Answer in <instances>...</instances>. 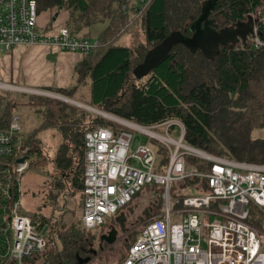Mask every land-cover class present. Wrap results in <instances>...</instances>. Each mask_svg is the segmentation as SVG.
Masks as SVG:
<instances>
[{
	"label": "trees",
	"instance_id": "obj_1",
	"mask_svg": "<svg viewBox=\"0 0 264 264\" xmlns=\"http://www.w3.org/2000/svg\"><path fill=\"white\" fill-rule=\"evenodd\" d=\"M34 1L38 15L49 11L54 17L66 12V27L74 37L88 40L89 28L107 21V27L96 38V46L76 66L74 86L43 91L72 99L80 86L89 84L90 105L111 116L145 128L178 121L188 146L229 161L264 166V139L252 137L254 131L264 128V45L256 49L249 40L233 50L221 48L213 60H207L200 52L191 54L178 45L148 76L139 81L133 77V70L145 54L172 32L187 29L201 16L203 4L209 0ZM253 14L258 17L257 27L264 44V0H215L208 18L222 27ZM134 28L143 33L144 42L128 47L118 45L123 35L134 34ZM19 105L36 111L42 118L40 128L50 126L63 131V139L68 138L69 129L76 128V122H81L71 116L73 108L59 100L38 96ZM11 109L9 103L1 112L0 130L7 128ZM101 119L95 120V128L114 127ZM30 141L35 142L33 136L23 140L27 159L30 154H40ZM156 154L161 171L168 157L163 149L156 150ZM187 161L197 166L199 172L210 167L196 158L188 157ZM15 163L13 158L0 159V181L8 184V200L3 201L0 191V206L9 207L20 200L19 183L12 174L10 178L2 174ZM147 188L151 187H144L133 200ZM177 188L197 194L206 192L204 182L196 178L174 184L173 193ZM176 197L174 193L173 198ZM158 207L157 213L161 203ZM21 213L47 239L46 248L24 264H79L92 250L93 242L81 219L53 229L48 219L23 210ZM124 259L125 254L120 264Z\"/></svg>",
	"mask_w": 264,
	"mask_h": 264
},
{
	"label": "built area",
	"instance_id": "obj_2",
	"mask_svg": "<svg viewBox=\"0 0 264 264\" xmlns=\"http://www.w3.org/2000/svg\"><path fill=\"white\" fill-rule=\"evenodd\" d=\"M38 16L34 0H0V53L42 46L85 57L96 46V41L72 36L66 27L40 31ZM261 21L264 26V18ZM259 34L255 26L249 40L256 49L264 45ZM0 90L22 91L1 81ZM117 119L113 128L96 127L83 134L81 221L87 231L98 229L127 207L144 187L156 186L161 190V210L140 229L121 264H264V231L248 222L250 205L264 209V166L229 161L188 146L178 121L145 128ZM19 121L12 114L7 128L0 130V159L16 160L2 174L6 178L12 174L20 188L29 165ZM129 129L165 148L168 160L161 171L149 145L132 151ZM152 129H164V135ZM188 157L209 163V169L199 172ZM193 178L204 182L206 192L183 196L179 188L174 199L171 187ZM4 182L0 181V191L6 202ZM21 211L20 200L0 206V264H24L46 248L44 232Z\"/></svg>",
	"mask_w": 264,
	"mask_h": 264
},
{
	"label": "crops",
	"instance_id": "obj_3",
	"mask_svg": "<svg viewBox=\"0 0 264 264\" xmlns=\"http://www.w3.org/2000/svg\"><path fill=\"white\" fill-rule=\"evenodd\" d=\"M50 14L51 12L46 11L38 16V29L40 31L51 32L66 27L68 20L66 12L58 14L54 21L52 17H43V15L51 16ZM41 16L44 18V24L39 23ZM83 58L84 56L78 53L60 52L49 47L19 46L12 49L8 54L0 53V81L5 85L22 89V91L16 92H21L24 95H38L37 92H45L43 90L48 88H70L71 84L74 83V70ZM1 106L2 103L0 104V114L4 110L1 109ZM12 114L14 113L12 112ZM76 123V128H71L66 132L68 138H62L58 145L52 144V142L63 131L59 132L54 127L49 126L42 129L39 125L29 134L35 140L34 143L30 141V144H34L40 150V154L29 155V169H33L35 174L32 172L28 176L27 183L29 186L25 187L28 188L26 194L20 188L22 210L35 213L48 220L49 217L46 216L45 210L50 209L47 208L46 202L44 204L45 198L56 202L61 200L60 193H62L61 190H63L64 185L66 190L70 189L71 194L68 193V190L64 196L67 207H63L64 214L61 217V227L72 222L67 221V214L72 211L69 208V201L75 199L77 195L81 197L83 204L81 185L84 174V143L83 133L80 132L79 128L82 122ZM71 214L72 216L75 215V213Z\"/></svg>",
	"mask_w": 264,
	"mask_h": 264
},
{
	"label": "rangeland",
	"instance_id": "obj_4",
	"mask_svg": "<svg viewBox=\"0 0 264 264\" xmlns=\"http://www.w3.org/2000/svg\"><path fill=\"white\" fill-rule=\"evenodd\" d=\"M50 15L51 16L43 15V17L53 18L52 13ZM43 17L41 16V18L39 19V23L41 24H44ZM106 27H107V21L91 26L89 28L88 40L95 42L97 36ZM134 30H135L134 34L123 35L119 39L118 45L128 47V46H131L132 44H135L136 42L143 43L144 42L143 33L139 29L134 28ZM73 84L74 83L71 84V87L73 86ZM76 93L75 95H73L72 99H70L71 101L73 102L76 101L78 103L83 104L86 107H89V109L92 108L91 110H95L94 112H92L82 107H78L76 105H72L70 103L64 102L65 104L73 108L70 111L71 116L76 117L75 120H80L82 122L79 126L80 132L85 133V131H87L88 129L95 128L96 126L95 120H98L101 118H102L101 120L104 119L110 122L115 127L114 120L108 119L107 117L97 114L96 111L101 112L102 114H106L108 116H111V115L105 113V111H101L100 109L94 108L90 105L89 84H86L85 86L84 85L80 86V89ZM52 95H56V94L52 93ZM38 96H41V95H27V94L24 95L21 92L0 90V99L2 100L1 109H4L9 103H12V112L16 114L17 116H19L20 118L19 137L21 138L22 141L25 139V137L29 136V134L33 132V130L36 129L41 124L42 118L36 114V111L33 108L29 106H22L19 104L25 103L29 99H33ZM42 97H45V96H42ZM60 97H63V96H60ZM15 104H18V105H15ZM54 129L61 132V130L57 129V127H54ZM128 131L130 132L133 138L132 151H135L141 145H149L155 151L158 149L165 150V148L158 141H155L149 138L148 136L140 133L139 131H136L133 129H129ZM152 131L157 134L164 135V129H152ZM59 135L60 136L56 138L57 141L56 140L53 141L52 144L58 145V143L62 141V136H61L62 134L59 133ZM252 137L255 139L256 138L264 139V128L254 131L252 133ZM197 160L203 163L202 160L200 159H197ZM32 172L34 173V170L29 169L21 177L20 188L24 194L27 193L26 191L28 190V188H25V187L29 186L27 183L28 176ZM37 174L38 173L36 172V175ZM157 188L158 187L156 186L147 188L145 191L139 194L127 207L122 209L125 211L127 215V221H126L127 231H126V234L122 238H120L121 236L118 237V239L116 240V243L113 246L99 250L97 248V240H98L97 229L87 231V236L91 238L93 242L92 250L96 252L95 255L90 256L91 260L88 264H120L129 244L134 240V237L137 236L140 229L146 223L151 221L153 218L157 217V215L159 214V212L157 213V209L159 208L158 206L160 205L161 202L159 199L160 193H158ZM171 188H172V193H173V186ZM68 190H66V186L64 185L63 190H61L62 193H60L61 200L59 199L56 202H53L52 199L48 200L44 197L45 198L44 204L46 202L47 208L50 209V210L48 209L45 210V213H46V216L49 217V222L53 229H57L60 227L61 217L64 214L63 207L64 208L67 207V203L64 201L65 199L64 196L67 191L68 193L71 192L70 189ZM176 190H178V188L175 189L174 193H177ZM181 192L183 196L197 194V193L188 191L185 188H181ZM81 204H82L81 197H78L77 195L75 196V199L73 198L69 201V208L70 210H72L70 212L75 213V215L72 216L71 213L70 214L68 213L67 221H70V222L72 221L75 223H78L80 221L82 217ZM249 211L251 214V218L248 220V222L250 224H254L255 226H258L264 231V209H259L255 207L254 205H250ZM109 219L106 218L105 221Z\"/></svg>",
	"mask_w": 264,
	"mask_h": 264
},
{
	"label": "water",
	"instance_id": "obj_5",
	"mask_svg": "<svg viewBox=\"0 0 264 264\" xmlns=\"http://www.w3.org/2000/svg\"><path fill=\"white\" fill-rule=\"evenodd\" d=\"M214 2L215 0H209L204 3L201 16L187 29L183 30V32H172L159 45L149 50L145 54L142 63L133 70V77L139 81L148 76L160 63L168 58L171 50L178 45L183 46L191 54L200 52L207 60H213L219 54L221 48L233 50L240 43L245 45L248 36L252 35L253 29L259 20L254 19L252 16H247L244 22L238 21L230 26H224L219 29L214 21L208 18ZM57 16L58 14H55L53 21ZM37 93L50 99L67 102L90 110L89 107L58 95H48L46 92ZM22 162L23 159L18 160V163ZM99 241L100 243L105 242L108 247H111L116 243V234L114 231H111L108 235L101 236ZM99 250H102V248H99ZM89 253L96 254L93 250ZM90 260L91 258L80 260L79 264H88Z\"/></svg>",
	"mask_w": 264,
	"mask_h": 264
},
{
	"label": "flooded vegetation",
	"instance_id": "obj_6",
	"mask_svg": "<svg viewBox=\"0 0 264 264\" xmlns=\"http://www.w3.org/2000/svg\"><path fill=\"white\" fill-rule=\"evenodd\" d=\"M250 16H252L254 19H258V17L255 16L254 14L250 15ZM245 20L246 19H244L242 22H244ZM217 26L219 29L224 27V26L220 27L219 25H217ZM228 26H230V25H228ZM250 37H251V35L248 36L246 43L249 41ZM126 221H127V215H126L125 211L122 210V211L118 212L117 214H115L113 217H111L109 220H107L102 226H100L97 229V235H98L97 248L98 249L99 248L105 249L108 247L105 242L100 243L99 238L101 236L108 235L111 231L115 232L116 240L118 239L119 236H121L120 238H122L126 234V231H127ZM91 255H93V254L92 253L86 254V258H91L90 257Z\"/></svg>",
	"mask_w": 264,
	"mask_h": 264
},
{
	"label": "bare ground",
	"instance_id": "obj_7",
	"mask_svg": "<svg viewBox=\"0 0 264 264\" xmlns=\"http://www.w3.org/2000/svg\"><path fill=\"white\" fill-rule=\"evenodd\" d=\"M49 95V94H48ZM92 109V108H91ZM90 109V110H91ZM92 111H95V110H92ZM98 114H100V115H102V116H104V117H107L108 119H111V120H114V121H116V120H118L117 118H114V117H112V116H108V115H106V114H102L101 112H98V111H96ZM123 122V121H122ZM124 124H126V125H128V126H130V127H135L134 125H132L131 123H129V122H123ZM86 259V258H85Z\"/></svg>",
	"mask_w": 264,
	"mask_h": 264
}]
</instances>
